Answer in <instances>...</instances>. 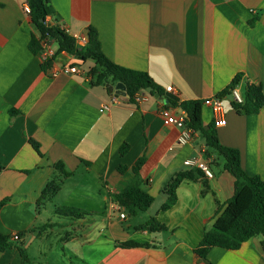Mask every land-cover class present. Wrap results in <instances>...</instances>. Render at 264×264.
<instances>
[{
  "label": "crops",
  "instance_id": "crops-1",
  "mask_svg": "<svg viewBox=\"0 0 264 264\" xmlns=\"http://www.w3.org/2000/svg\"><path fill=\"white\" fill-rule=\"evenodd\" d=\"M26 3L0 0V202L8 199L0 233L24 234L14 243L32 264H264L262 236L238 250L214 248L206 261L195 254L232 199L235 178L200 132L182 146L180 130L165 126L161 116L163 109L188 115L168 94L179 103L203 102L221 96L237 77L234 89L243 98L250 86L264 94V0H51V25H65L73 38L95 29L110 61L148 73L162 88L165 96L148 92L141 103L128 94V102L114 103L117 95L106 86L91 85L92 62L67 52H58L55 66L80 65L84 73L46 72L40 52L30 48L37 31L23 11ZM222 98L227 124L215 127L220 143L237 149L247 174L264 181V108L241 115L230 94ZM202 117L204 126L214 125L212 109L203 105ZM203 150L214 177L183 181L177 204L162 211L171 181L198 170L184 162ZM143 156L142 188L154 203L135 216L124 208L121 220L114 197L133 182L132 168ZM120 166L129 171L121 174ZM60 178V192L39 203ZM59 208L83 216H61ZM154 217L169 230L150 231ZM0 264H23L19 249L0 252Z\"/></svg>",
  "mask_w": 264,
  "mask_h": 264
},
{
  "label": "trees",
  "instance_id": "trees-1",
  "mask_svg": "<svg viewBox=\"0 0 264 264\" xmlns=\"http://www.w3.org/2000/svg\"><path fill=\"white\" fill-rule=\"evenodd\" d=\"M27 3L31 8L29 15L31 24L37 31V34L33 35L30 45L34 54L40 52L42 41L51 37L57 41L59 52H67L76 58L83 57L82 62L84 64L92 62L89 69L91 85L106 86L110 83H122L126 87L130 102H133L136 93L142 90L161 97L165 96L162 88L156 85L148 73L126 69L110 61L103 53L95 29L91 28L87 34L89 38L88 47L83 50L78 49L73 37L60 30L58 25H51L48 22V18L55 15L51 0H27ZM42 67L48 72L52 67L51 61L45 62ZM238 79L237 77L231 86L221 94V97L231 94V90L235 88ZM168 101L188 114V118H186L187 126L203 135L208 149L224 159V169L235 178V192L232 199L228 202L224 212L217 218L213 227L204 234L200 245L195 249V254L201 261H206L209 253L214 248L238 250L243 243L257 236L263 237L262 248L264 251V181L259 176L247 174L242 167L240 152L220 143L214 125L204 126L202 101L194 100L182 103L172 99H168ZM231 106L241 115L258 114L264 108V94L259 87L250 86L244 97V102L242 104L233 102ZM33 146L39 152L38 144L33 142ZM128 150L129 145L125 144L122 146L120 154L124 156ZM145 163V156L137 160L132 168L135 176L133 182L114 197V201L127 209L132 216H135L139 211H148L154 203V197L142 188L141 170ZM57 167L64 170L63 164H59ZM3 170L4 167L0 164V172ZM118 171L123 174L129 171V168L120 166ZM63 173L64 176L69 175L65 171ZM203 174L201 170H191L177 174L166 189L168 199L163 205L162 211H169L177 204V189L183 181L195 180L197 176H203ZM62 183L61 178L51 181L43 190L39 203L51 201L60 192ZM7 202L8 199L0 202V210ZM56 213L71 218H81L83 216L80 212L65 208L57 209ZM148 227L152 232H167L169 230L156 217L149 221ZM23 236L24 234H20L21 238ZM14 242L11 236L0 233V252L16 247L20 251L23 264H32L26 251ZM123 246H137V244L127 242Z\"/></svg>",
  "mask_w": 264,
  "mask_h": 264
},
{
  "label": "built area",
  "instance_id": "built-area-1",
  "mask_svg": "<svg viewBox=\"0 0 264 264\" xmlns=\"http://www.w3.org/2000/svg\"><path fill=\"white\" fill-rule=\"evenodd\" d=\"M23 11L26 16L30 15L31 8L28 3L23 5ZM56 25H58L60 30L68 33V30L65 25L60 24V23ZM74 39H75V44L78 49H81V50L86 49L89 45V38L86 35H81ZM56 45H57V41L54 38L48 37L42 41V47L40 50V55H41L43 63L48 62V61H51L52 63V67H51L52 75L58 76L60 74H65V75L72 76L75 74L84 73V70L80 65H64L61 67L55 66L56 56L59 52V47L58 49L55 48ZM168 91L173 92V88L169 87ZM230 95L233 99V102H236L239 104H242L244 102V98L239 93L238 90L232 89ZM147 99H148V92L145 90H142L136 93L134 97V102L141 103ZM112 100L114 103H118L119 97L113 96ZM203 105L212 109L215 115V123H214L215 127H218V128L224 127L227 124V121L223 113L224 112L223 98L221 96H212V97L206 98L203 101ZM109 109H110V106L108 104L103 106L104 111H108ZM161 116L163 118V122L165 126L175 127L178 130H180V135L178 137V144L185 146L193 140L196 132L187 126L186 118L182 114L176 115L168 109H163L161 112ZM205 152L206 151L203 150L202 154H199L193 158L187 159L184 162V164L188 168H194V169L201 170L202 172H204L205 176L208 178H213L214 175L209 166L210 161L205 160L202 156ZM115 208L120 213L119 214L120 219L125 220L127 218V215L124 211V207L117 204ZM12 240L16 242V241L21 240V238L18 234H15V235H12Z\"/></svg>",
  "mask_w": 264,
  "mask_h": 264
},
{
  "label": "water",
  "instance_id": "water-1",
  "mask_svg": "<svg viewBox=\"0 0 264 264\" xmlns=\"http://www.w3.org/2000/svg\"><path fill=\"white\" fill-rule=\"evenodd\" d=\"M83 57H80V60H82ZM106 88L109 90V92L113 95H117L119 97L120 100L124 101V102H128L129 101V97L127 95V90L124 84L122 83H118L116 85L113 84H107ZM169 98L178 101L179 99H177L176 97H174L171 94L167 95ZM182 111V109H181ZM188 118V115H187Z\"/></svg>",
  "mask_w": 264,
  "mask_h": 264
},
{
  "label": "rangeland",
  "instance_id": "rangeland-1",
  "mask_svg": "<svg viewBox=\"0 0 264 264\" xmlns=\"http://www.w3.org/2000/svg\"><path fill=\"white\" fill-rule=\"evenodd\" d=\"M45 215H47V216L51 215V217H53L54 213H53L52 211L48 210V211L45 213Z\"/></svg>",
  "mask_w": 264,
  "mask_h": 264
}]
</instances>
